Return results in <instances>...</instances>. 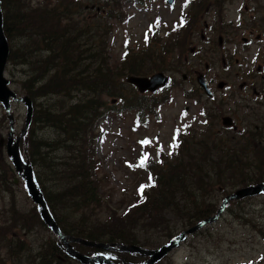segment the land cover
Instances as JSON below:
<instances>
[{
    "label": "rangeland",
    "instance_id": "374dc122",
    "mask_svg": "<svg viewBox=\"0 0 264 264\" xmlns=\"http://www.w3.org/2000/svg\"><path fill=\"white\" fill-rule=\"evenodd\" d=\"M41 1L43 0H32V2ZM81 1L87 2V4H95L98 0ZM186 2L187 0H175L172 4H167L166 0H146L145 5H141L140 3H131L129 0H124L125 21L100 19L101 27L97 29L94 36H96L97 43H99V49L104 52L103 54L106 55L113 70L120 69L121 62L124 60L122 57L123 49H127L126 46H129L130 53L133 51L127 56L129 62L133 61V58L136 60L143 58L140 63L146 67L150 66L151 71L171 73L173 75L172 85L165 88L160 94L155 95V99L148 96L141 100L137 96L140 93L127 83L123 77L119 87L127 95L125 103L115 96L113 97L117 100L114 102L112 96L101 98L106 103V107H110V110L107 111L106 108L105 112L101 113V117L97 118L100 120V130L97 126L94 128L95 121L92 122L89 116H85L83 119L78 113V118L75 121L76 128L83 127V130L80 134L73 133L72 139L68 140V146L70 145V147L66 148V151L62 146V141L68 138L61 133L62 122L57 121L54 126H51L48 122L43 121L39 114L41 112L46 113L47 110L54 107L55 112L64 114L65 118L69 120L70 115L66 112L68 107L79 102V99L83 97V93L72 91L69 94H63L61 91H47V88L44 87L39 94L38 84L33 85L28 81L25 83V88L23 83L26 80L27 66L18 63L16 57L21 51L14 47L15 58H13V61L8 62L5 75L10 80L9 86L13 91L18 95L27 94L33 99L34 120L29 127L28 139H21L20 135L24 127L26 112L24 105L12 101L10 110L6 111L5 107L0 104V140L2 141L0 146V225H11L8 235L3 236L0 233V264H37L33 258L40 251L48 254L53 252L51 256L61 258L60 262H54V264H92V262L82 263L78 258L70 257L57 246L62 243V240L54 230L42 221L37 205H35L36 202L26 194L23 180L16 173L14 165L6 152L7 138L11 136L15 139L20 136V143L22 146L28 147L29 153H32L35 162L34 169L37 170L45 193L50 196L51 184L53 187L61 185L60 188H62V184L58 180L60 174H53L54 168H52L51 162H70L76 156L77 149H80L87 130L89 135L97 134V138L94 140V154L99 161V168L92 167L91 172L89 170L90 173L95 174L93 183L97 189L95 193L97 201L84 210L80 209V203L74 197L65 196L64 198L61 197L55 204L51 202L55 213V217H53L55 224L63 230L66 240H69V236L76 233L75 231L78 228L88 230L96 225L111 228L120 223L123 224L130 237L136 238L134 243L128 244L143 249H147V247L155 248L157 245L161 246L169 241V235L178 232L179 234L182 232L184 235H188L178 246L171 247L167 255H163L157 264H264V195H255L245 199L231 198L219 219L206 223L205 226L197 227L193 231H190V229L196 227L199 220L194 222L192 219H181L179 215H172L169 219L168 228L160 226L158 222L161 221L159 219L151 228L152 226L146 223L143 218L144 213L134 216L133 220L128 219V217L131 218L130 214L134 212L133 210L123 215V210L127 204L135 201L139 196L137 192L138 184L146 180L148 175V171L139 165L141 154L149 153L150 157L155 159L158 147L164 152H169L173 141V130L175 128L182 129L185 126L188 134H186L184 141L191 150H193V146H196L198 138H205L207 142L212 144L215 138L218 137L215 132L223 128L221 117L229 114L223 110H216V105L219 104L211 102L206 105L212 108L214 112H209L207 124L203 126L201 123H193V120L196 121L200 113L195 100L205 102L208 98L198 89L196 83L197 73L192 72V69L196 68L203 71L204 64L208 62L210 56L207 55L205 58H201L196 66L193 65V61L200 54L186 55L183 53V62H171L167 55L163 60L161 55H156V52L163 49L164 43L170 42V40L179 36V31L165 36L166 30L174 26L175 20L181 15L182 10L187 8V10L189 9V16L187 13L189 22L186 27L182 28L188 30L183 49L190 42L191 45H204L200 37L204 22L213 27L210 35L212 42H215L217 35H222L224 41L227 42L224 51L234 48L236 38L242 32L243 27V33L245 34L250 28L253 29L254 35L257 33L264 34V0H196L188 7L185 5ZM11 11H14V9ZM97 11L98 9L93 5L89 12L90 15L87 12L88 17L100 13ZM82 13L86 14V8H83ZM23 17H25V21H28L31 16L23 15ZM107 23L111 24V29L108 28ZM151 23L159 25V37L152 40L154 45L151 48L152 50H149L152 52L151 55H145L142 52L146 49L143 41L147 32L149 33ZM238 24L240 29H237ZM105 27L108 29L105 30ZM205 34H207L206 30ZM170 37L173 38L170 39ZM176 42H180V40ZM96 48L95 45L91 47L90 53L96 55L98 52V48ZM170 48H175V58H177V54L181 50L180 47L171 45ZM255 48L254 45L249 50L242 49L238 56L243 55L249 58ZM46 55L48 57V52L43 51L41 62L48 66L51 64L52 59L46 58ZM30 58L36 61L37 57L32 54ZM210 65L212 68L206 71V76L210 79L213 86L211 90L214 94L217 81L211 79L214 76L224 77V74L221 71L219 58L214 63L210 62ZM156 67H158L157 70ZM244 68L241 64L238 65V69L244 70ZM182 73L187 74L186 79L181 78ZM239 74L236 76L237 80L242 78ZM134 91L138 94H134ZM188 91H191L189 93L193 94L190 95L192 97L184 95ZM244 92L246 93V90ZM226 93L227 90L217 91L216 95L220 98L225 96ZM170 96L172 100H170ZM93 105L95 104L89 103V107L93 108ZM119 106H124L122 113L119 112ZM186 108H189L188 112H182ZM85 109L88 110L87 107ZM137 109H144V112H149V120H146L143 125L134 127V115ZM92 113L90 112V114ZM9 117L12 118V123H10ZM53 119L55 121L54 117ZM221 137L229 139L227 134H222ZM144 139H148V143H142L145 142ZM244 142L246 140L241 141V144L234 147L232 152L235 156L234 160H237L238 164L248 166L251 165L252 161L243 144ZM175 156L167 155L164 165L174 162ZM217 159L218 153H214L211 161ZM210 165L212 166V162ZM161 170L166 171L167 169L161 168ZM259 170L261 174L256 175V178L261 180L264 178V163ZM231 174L232 171L228 173L229 176ZM233 174L235 175H233L231 182L227 184V188L223 191L208 193L205 202L201 206L202 212L214 211V208L216 211L224 196L242 187L243 185L238 182V176L244 179L250 177L246 170L241 175L237 170H234ZM60 188L55 192L61 190ZM156 207L154 205V211ZM8 210L13 215L9 214ZM163 219L164 217H162ZM213 223L215 227L212 228V234L202 233L203 229ZM261 227L262 231H260ZM96 242L103 243L106 241L99 239ZM73 244L74 249L84 256L90 253V248L99 247L82 243ZM148 245H151V247ZM12 248L15 251L12 252ZM28 250L29 253L25 256ZM124 254L126 255L125 260L135 261V259H140L137 255L134 258L127 252H124ZM140 255L142 258L141 253Z\"/></svg>",
    "mask_w": 264,
    "mask_h": 264
},
{
    "label": "trees",
    "instance_id": "16d2710c",
    "mask_svg": "<svg viewBox=\"0 0 264 264\" xmlns=\"http://www.w3.org/2000/svg\"><path fill=\"white\" fill-rule=\"evenodd\" d=\"M45 1L1 0L3 27L10 45L9 61H13V58H15L14 47H16L18 51H21L16 57L18 63L27 66L25 73L26 80L23 83L25 88V83L28 81L33 85L38 84L37 90L39 94L44 87L50 92L61 91L63 94H69L72 91H81L83 93V97L79 99V102L71 104L68 107L66 112L70 115L69 120L65 118L64 114L55 112L54 107L51 110H47L46 113L41 112L39 114V117L51 126H54V123L57 121L62 122L61 133L68 138L62 141V146L66 151V148L70 147V145L68 146V140L72 139L73 133L80 134L83 130V127L79 128L77 126L78 128H76L75 121L78 118V113L83 119L85 116H89L92 122H96L97 118L101 117V113L105 112L104 109H110V107H106V103L101 98L104 96H122L127 99V95L119 87L123 77L132 73L135 75H149L153 71H151L150 66L146 67L140 63L143 58L139 60L133 58V61L129 62L128 55L121 62L120 69L113 70L106 55L99 49V43H97L96 36L94 35L97 29L101 27L100 19L125 21L124 0H98L95 4H87V2H82L81 0ZM133 1L143 4L145 0ZM93 5L96 6L97 12L100 13L91 15L89 18L87 12L89 14ZM83 8H86V14L82 13ZM12 9L14 11H11ZM23 15H30L31 17L28 21H25ZM89 19L91 20L89 21ZM107 26L111 29L110 23H107ZM108 28L105 27L104 29L107 30ZM187 32L188 30H183L175 39L170 37L172 40L164 43L163 49H159L156 55H161L163 60H165L167 55L171 62H183L182 54L187 53V47L183 49V45L186 43ZM178 40L180 42H176ZM94 45L95 48H98L96 55L90 53V49ZM153 45V41L148 43L149 47L146 46V49L142 52L145 55H151L150 53L152 52L149 50H152ZM171 45L180 47L181 49L177 54V58H175L176 53L173 52L174 48H170ZM43 51L48 52L49 59H52L51 64L48 66L41 62ZM131 53L128 54L130 55ZM32 54L38 58H36V61L30 58ZM206 56L200 53L199 58H205ZM48 57L46 55V58ZM189 92L191 91L186 92L187 96L193 95ZM134 94L137 95L138 93L134 91ZM137 96L141 100L146 98L144 94H138ZM155 97L153 95L154 99ZM89 103L95 104L93 108L89 107ZM86 107L88 110L85 109ZM84 112L86 113L85 115ZM90 112L93 113L90 114ZM148 113L143 112V114ZM75 129H77L76 132ZM88 133L89 131L87 130L80 149H77L76 156L70 162H51L52 168H54L53 174H60L58 180L61 182L62 188H60L61 185L53 187L51 184V195L46 194L35 169L37 182L53 217H55V213L52 209V203L55 204L61 197L69 196L70 198H77L81 210L88 208L97 201L95 195L97 189L93 183V176L95 174L90 173L92 167L99 168L96 165L98 164V160L94 154V140L97 134L89 135ZM222 143L224 141L210 144L205 138H198L196 146L192 147L193 150L185 142L172 163L164 165L167 157H160L161 161H149L147 167L151 170V178L148 183V189L145 188L140 198L137 197L135 201L127 205L126 210L123 211V215L133 210L134 212L130 214L131 218L128 217V219H132L134 216L144 213L143 218L146 223L152 226L151 228L154 227L158 219L161 221L158 222L160 226L168 228L169 219L172 215H179L181 219H192L194 222L200 218L212 216L215 208L214 211L208 212H202L201 210V206L205 202L209 192H219L227 188V184L231 182L233 175H235L233 174L234 170H237L239 175L245 170L250 174V177H247V179L243 177L239 178L238 176L240 184L255 183L259 181L256 175L261 173L259 169L262 168L261 165H257L259 162L257 160H251L255 169L251 167L252 165L245 166L238 164V161L234 160L235 156L232 152L234 147L238 145H232L231 143L224 148L221 145ZM245 148L248 153H256L255 148L251 147L249 150L246 146ZM27 152L31 160L30 162L34 166L33 155L29 153L28 147ZM214 153H218V159L211 161ZM211 162L212 166L210 165ZM209 167L211 168L207 169ZM161 168L167 170L164 171ZM230 171H232V174L229 176L228 173ZM59 188L61 190L55 192ZM154 205L157 206L155 211ZM8 213L11 214L12 212L8 210ZM162 217H164L163 220ZM214 225L213 223L211 226L203 229L202 233L212 234ZM0 226H3L0 227V233L3 236L8 235L11 225L6 226L3 224ZM260 231H262V227ZM75 232L73 236L94 241L100 239L107 242L114 241L128 244L134 243L136 239L130 237L124 229L123 224L120 223L111 228H106L103 225H96L88 230L78 228ZM148 246L151 247V245ZM90 250L89 254H92L100 249L90 248ZM13 251L15 250L12 248ZM28 253L29 250L25 253V256ZM52 253H41L40 251L35 254L33 259H35L37 264L60 262L61 259L51 256Z\"/></svg>",
    "mask_w": 264,
    "mask_h": 264
},
{
    "label": "flooded vegetation",
    "instance_id": "af4514ba",
    "mask_svg": "<svg viewBox=\"0 0 264 264\" xmlns=\"http://www.w3.org/2000/svg\"><path fill=\"white\" fill-rule=\"evenodd\" d=\"M207 28L208 35H201L200 37L204 45L193 44L195 47L194 53H202L203 55L211 54L214 61L219 58L221 62V71L224 77H215L217 83L220 80L224 81V85L219 88L215 87V93L205 102L199 101L196 105L199 107L198 112H214L212 108L207 107V103H217L216 110H223L228 112L230 118L229 122H233L230 126H223L218 132L222 134H229V140L227 143L232 145H239L240 142L246 140L243 144L248 148L252 147L256 149L255 154L249 152V158L251 160H257L263 167L264 163V34L257 33L252 35L253 29L250 28L247 36L244 38V43L240 36V40L234 43V48L224 51V46L227 42L224 41L221 35H217L215 42H212L209 38L211 30L207 23H204ZM251 36L253 39L249 38ZM219 36L221 39L219 40ZM209 38V39H208ZM255 41L262 42L261 45L255 43ZM250 48L251 46L258 47L253 50L248 58L243 55L238 56L243 50H248L244 46ZM199 59L195 62L197 63ZM206 68H210V63H206ZM241 64L245 67L244 70L238 69V65ZM241 73V74H239ZM206 74V73H205ZM239 74L242 77L240 80L236 79ZM243 75H245L243 77ZM207 83L210 89H213L210 79L206 76ZM225 96L218 98L217 91H226ZM246 90V93L244 92ZM187 110L189 108H186ZM224 116V115H223ZM233 120V121H232ZM245 130V131H244ZM244 131V132H243ZM234 136H237L236 138ZM254 158V159H252ZM263 162V163H262ZM61 259V258H60Z\"/></svg>",
    "mask_w": 264,
    "mask_h": 264
},
{
    "label": "water",
    "instance_id": "95a60500",
    "mask_svg": "<svg viewBox=\"0 0 264 264\" xmlns=\"http://www.w3.org/2000/svg\"><path fill=\"white\" fill-rule=\"evenodd\" d=\"M173 0H167L168 3H171ZM8 43L6 40V37L4 35V30H3V14H2V8H1V1H0V102L3 103L5 106L9 105V98L13 97L15 101H24L26 107H27V112H26V121H25V126L28 125L31 119V113H32V106H31V101L29 97L23 96L17 98L15 93L11 91L7 87L8 80L4 77V68L6 65L7 57H8ZM185 77V75L183 76ZM126 81L129 83H132L137 87V89L141 92L149 90L151 92L156 91L159 87L165 86V84L168 81V77L165 76L162 72H156L150 76H136V75H129L126 78ZM197 81L198 83L205 89V91L210 94V91L207 88L206 82L203 79V76L200 74L197 76ZM221 86V84H220ZM224 124H230L229 119L227 117L223 118ZM7 153L9 156H12L13 163L15 164V168L19 173H23V177L26 179V187L28 190V193L31 195L33 200L40 204V214L44 222L49 225L54 232H58L57 226L51 217L49 210L46 206V203L44 201V198L41 194V192L37 189V186L35 185V182L33 180V175H32V170L29 165L24 166L19 158V149H18V142L16 141L14 144L12 143V139L9 137L7 141ZM264 187L262 184H257V185H249L245 187H241L233 194L230 195L232 198H244L246 196H251L254 194L259 193L262 191ZM228 197V198H230ZM216 216L211 217L209 221L214 220ZM194 228L190 229L192 231ZM74 240H77L83 244L86 245H94V246H102L101 243H95L93 241H87L81 238H72ZM173 246L172 243L169 245H164L159 249L155 250H148V249H143L134 245L131 246H123L125 250H135L143 254H150V258L148 259L147 264H153L155 261L159 260L171 247ZM68 251L71 255H73L75 258H78L79 261L82 263H87L92 260H104L103 258H100L99 256L97 257H86L82 255L81 253H78L77 251L73 250L72 248L68 247ZM125 264H135L131 262H127Z\"/></svg>",
    "mask_w": 264,
    "mask_h": 264
},
{
    "label": "snow or ice",
    "instance_id": "6c2138e0",
    "mask_svg": "<svg viewBox=\"0 0 264 264\" xmlns=\"http://www.w3.org/2000/svg\"><path fill=\"white\" fill-rule=\"evenodd\" d=\"M142 143H146V141L145 142H142ZM146 160H147V155L145 154V156L140 161V166H143L144 163L146 162Z\"/></svg>",
    "mask_w": 264,
    "mask_h": 264
}]
</instances>
